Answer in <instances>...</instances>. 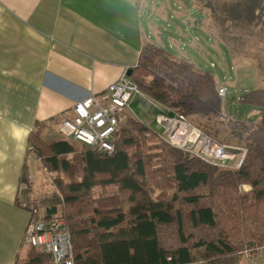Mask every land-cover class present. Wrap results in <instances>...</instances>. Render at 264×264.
I'll return each instance as SVG.
<instances>
[{
    "label": "trees",
    "instance_id": "1",
    "mask_svg": "<svg viewBox=\"0 0 264 264\" xmlns=\"http://www.w3.org/2000/svg\"><path fill=\"white\" fill-rule=\"evenodd\" d=\"M263 1L236 0L219 14L207 8L214 24H250L255 11L262 20ZM130 78L158 111L223 121L244 157L239 166L208 163L168 144L134 115L119 124L108 155L65 138L48 141L49 124L37 123L28 146L56 175L63 207L48 205L46 214L65 220L74 264H241L245 253L264 251V88L240 91L236 99L259 108L258 121L224 119L215 75L151 42ZM203 131L219 139L217 130ZM23 264H52V258L30 249Z\"/></svg>",
    "mask_w": 264,
    "mask_h": 264
},
{
    "label": "crops",
    "instance_id": "2",
    "mask_svg": "<svg viewBox=\"0 0 264 264\" xmlns=\"http://www.w3.org/2000/svg\"><path fill=\"white\" fill-rule=\"evenodd\" d=\"M152 4L153 0H0V264H22L31 247L23 245L30 209L20 201L35 199L45 210L51 205L48 197L33 193L43 166L28 146V134L45 122L49 127L44 133L51 137L54 128L59 131L62 117L72 116L76 101L91 95L100 98L123 71L133 70L156 22L157 17L151 21L147 16ZM209 10L202 13L208 32L215 36ZM183 14L177 13L180 20ZM183 21L187 28L198 23ZM140 99L148 105L142 98L129 101L119 114L121 123L129 115L137 117L132 104ZM150 105L157 116L158 109Z\"/></svg>",
    "mask_w": 264,
    "mask_h": 264
},
{
    "label": "rangeland",
    "instance_id": "3",
    "mask_svg": "<svg viewBox=\"0 0 264 264\" xmlns=\"http://www.w3.org/2000/svg\"><path fill=\"white\" fill-rule=\"evenodd\" d=\"M158 1L153 0V4L147 14V16H150L151 21L157 17L156 22H152V30L148 41L163 47L174 58H184L190 61L193 67L199 71H210L215 75L219 86H226L228 88L229 91L222 109L224 119L258 121L260 119V109L242 105L236 99L241 94L240 91L264 88V14L262 20L259 21L258 16L260 12L255 11V18H253L250 24L249 22H244L237 23L239 24L237 25L229 19L225 23L219 24L215 21L216 27L214 32L217 34L212 36V31L208 32V27L205 24L207 16L202 11H205L207 5L211 4L217 10V14H219V11L224 8L225 4H232L236 0H161V4H158ZM198 10L199 12H197ZM232 11L231 6H229L227 8V15H231ZM177 13H184L183 19L187 21L189 19H196L198 22L197 26L193 27L192 24V27L187 28V24L183 19L180 20V16H177ZM224 27L228 28L227 31H224ZM134 97L146 100L148 105L140 99L141 101H136L132 104V111L142 121H145L153 131L158 133L159 136L162 135L164 127L156 121L157 111L151 107L152 101L149 99L148 101L144 97H140L139 94H135L133 95V99L130 100L131 102L134 101ZM187 120L201 133H204L203 128L205 127L211 128L212 131L217 130L215 135L219 138L218 140L207 135L215 144L219 146L225 145L224 149L234 148L239 150L237 153L227 150L226 157L221 159H218V154H215L217 151L213 152L215 156L201 151L199 156L203 158H199L203 161L207 160L208 163L210 161L231 167L241 158L243 159L245 150L232 145L230 139L227 137L228 129L223 121L207 119L196 115L187 117ZM52 131L53 135L51 137L46 132L43 134V137L48 141L65 138L70 142H75L71 138L61 135L57 128H54ZM188 153L192 154L191 152ZM42 170L38 173L39 178H36L39 182L38 187L33 189L35 197H48L47 204L58 205V201L62 203V195L54 187L55 184L54 186L52 184L55 183L56 175L54 173L50 174L44 168ZM108 188L110 189V187ZM247 188V186H244V189ZM12 243L11 240V246L13 245ZM27 244L26 241L23 242L25 247H27ZM30 249L35 254H43L31 247ZM241 264H264V251L259 250L252 257L250 254L245 253Z\"/></svg>",
    "mask_w": 264,
    "mask_h": 264
},
{
    "label": "built area",
    "instance_id": "4",
    "mask_svg": "<svg viewBox=\"0 0 264 264\" xmlns=\"http://www.w3.org/2000/svg\"><path fill=\"white\" fill-rule=\"evenodd\" d=\"M228 91L226 86H219V97L225 100ZM134 94L143 95L130 75L123 71L117 80L109 84L107 93L100 98L91 95L76 101L72 106V116L62 117L60 134L94 149L100 155L112 154L115 148L113 136L121 123L119 114L128 106ZM156 121L164 127V133L160 137L168 144L201 158V151L214 156L218 154V159L226 157L228 151L224 149L225 145L219 146L212 142L184 115H168L161 110ZM214 151L217 153L213 154ZM241 160L242 158L236 166H239ZM43 168L46 170V167ZM19 204L30 209L24 239L31 248L39 253L50 254L52 264H74L71 235L65 220L57 213L47 215L46 210L35 199L23 198Z\"/></svg>",
    "mask_w": 264,
    "mask_h": 264
},
{
    "label": "water",
    "instance_id": "5",
    "mask_svg": "<svg viewBox=\"0 0 264 264\" xmlns=\"http://www.w3.org/2000/svg\"><path fill=\"white\" fill-rule=\"evenodd\" d=\"M131 72H132V69H130V70L128 71V75H130V74H131Z\"/></svg>",
    "mask_w": 264,
    "mask_h": 264
}]
</instances>
